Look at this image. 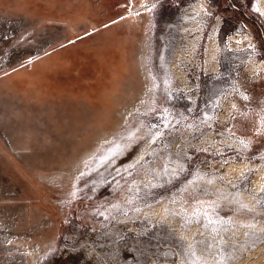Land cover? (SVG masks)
<instances>
[{
    "label": "rangeland",
    "instance_id": "obj_1",
    "mask_svg": "<svg viewBox=\"0 0 264 264\" xmlns=\"http://www.w3.org/2000/svg\"><path fill=\"white\" fill-rule=\"evenodd\" d=\"M0 264H264V0H0Z\"/></svg>",
    "mask_w": 264,
    "mask_h": 264
}]
</instances>
